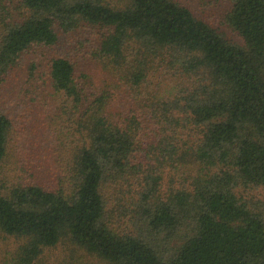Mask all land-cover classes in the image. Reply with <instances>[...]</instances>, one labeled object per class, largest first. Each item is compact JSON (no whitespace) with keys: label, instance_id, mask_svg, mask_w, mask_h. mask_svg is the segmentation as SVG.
<instances>
[{"label":"trees","instance_id":"1","mask_svg":"<svg viewBox=\"0 0 264 264\" xmlns=\"http://www.w3.org/2000/svg\"><path fill=\"white\" fill-rule=\"evenodd\" d=\"M214 1L241 41L182 0H0V264H264V0Z\"/></svg>","mask_w":264,"mask_h":264},{"label":"rangeland","instance_id":"2","mask_svg":"<svg viewBox=\"0 0 264 264\" xmlns=\"http://www.w3.org/2000/svg\"><path fill=\"white\" fill-rule=\"evenodd\" d=\"M189 4L195 12H197L200 16L204 17L205 19L211 21L214 25L218 26L221 30L228 32L231 36L241 41L240 37H238L229 27L226 26L223 14L225 12V3L223 1H212L207 2L206 0H182ZM10 86V85H9ZM16 92L13 94L7 93L5 88L2 90L4 95L3 103L7 107H9L13 113H17V101H10V98L17 97V89ZM14 96V97H13ZM15 100V99H14Z\"/></svg>","mask_w":264,"mask_h":264}]
</instances>
